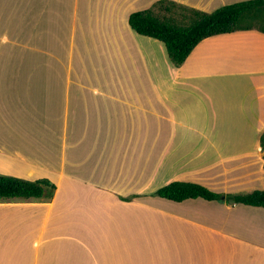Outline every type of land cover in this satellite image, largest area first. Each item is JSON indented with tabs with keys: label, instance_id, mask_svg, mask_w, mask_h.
Here are the masks:
<instances>
[{
	"label": "crops",
	"instance_id": "obj_1",
	"mask_svg": "<svg viewBox=\"0 0 264 264\" xmlns=\"http://www.w3.org/2000/svg\"><path fill=\"white\" fill-rule=\"evenodd\" d=\"M158 1L0 0V174L56 186L0 199V264H114L137 249L264 264L263 206L155 194L176 180L264 189V31L206 37L176 65L129 23Z\"/></svg>",
	"mask_w": 264,
	"mask_h": 264
},
{
	"label": "trees",
	"instance_id": "obj_2",
	"mask_svg": "<svg viewBox=\"0 0 264 264\" xmlns=\"http://www.w3.org/2000/svg\"><path fill=\"white\" fill-rule=\"evenodd\" d=\"M172 4L181 5L189 11L187 24H179L171 18H160L153 9L131 13L129 23L139 34L163 41L169 57L176 65H181L206 37L253 28L264 31V26L253 23V20L264 14V0L229 3L213 11L200 10L170 0H159L155 7L171 11ZM261 141L264 148V133ZM55 188V184L48 179L28 180L0 174V199L3 200L51 198ZM155 194L174 201L201 197L264 207V189L246 193H221L197 182L176 180L160 187Z\"/></svg>",
	"mask_w": 264,
	"mask_h": 264
},
{
	"label": "rangeland",
	"instance_id": "obj_3",
	"mask_svg": "<svg viewBox=\"0 0 264 264\" xmlns=\"http://www.w3.org/2000/svg\"><path fill=\"white\" fill-rule=\"evenodd\" d=\"M155 14L158 15L160 18H171L174 19V21L178 22L179 24H187L189 22V11L185 10L181 5H174L172 4V10L171 11H166L165 9H161L159 8V6H157L155 8ZM254 24L256 25H260V26H264V14L263 16H261L259 19L253 20ZM12 230L6 227V230L4 231V233L6 234V236H12ZM9 233V234H8ZM106 247H108L109 245H105ZM120 254H126L127 250L125 248L122 249H118L117 251ZM156 253V252H155ZM150 253L148 250H142L139 252V250H134V259H126V258H122V259H118L115 261L114 264H165V263H172V261H160L158 259H155L154 257L159 255V254H155ZM101 264H104L101 261Z\"/></svg>",
	"mask_w": 264,
	"mask_h": 264
}]
</instances>
